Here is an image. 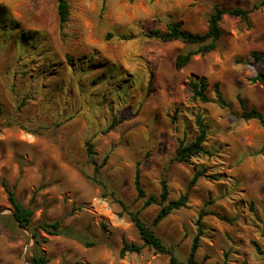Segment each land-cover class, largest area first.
Here are the masks:
<instances>
[{
    "label": "rangeland",
    "instance_id": "374dc122",
    "mask_svg": "<svg viewBox=\"0 0 264 264\" xmlns=\"http://www.w3.org/2000/svg\"><path fill=\"white\" fill-rule=\"evenodd\" d=\"M259 1L68 0L60 27L55 0H0L15 21L11 32L0 29V182L33 208V224L59 219L93 243L40 231L45 264H169L167 253L149 247L119 256L122 240L141 243L129 212L186 262L200 211L207 214L197 264H264V128L238 116V98L264 113V87L250 81L264 72V5L250 13V26L223 15L217 47L180 69L177 54L197 45L147 36L178 20L203 32L214 3L250 8ZM20 31L36 39L24 45ZM200 76L207 102L191 99L188 81ZM196 114L214 154L178 162L175 148L194 137ZM136 168L145 196L158 197L164 178L168 198L186 192L187 206L152 225L160 205L144 207L136 196ZM201 169L208 176L189 188ZM11 211L0 183V264H32L31 233Z\"/></svg>",
    "mask_w": 264,
    "mask_h": 264
},
{
    "label": "trees",
    "instance_id": "16d2710c",
    "mask_svg": "<svg viewBox=\"0 0 264 264\" xmlns=\"http://www.w3.org/2000/svg\"><path fill=\"white\" fill-rule=\"evenodd\" d=\"M264 5V0L259 1L258 3L253 4L250 8H241V7H223L218 3H214L212 11L209 14L207 19V26L203 32H190L183 28V23L181 21H172L167 24L165 30L152 29L147 33L148 37L162 39L164 41L180 40L186 44H196L197 48L194 50H189L185 53H179L175 57L174 67L176 69L182 68L185 64L189 62L192 55L195 54H205L214 50L219 42V39L222 34V29L220 27V22L223 15L235 16L244 21L247 26H250L249 18L250 13L254 10L259 9ZM69 3L68 0H55V11L57 15L58 22L60 27L65 24L69 17ZM8 18V21H5V18ZM15 21L9 18V13L0 5V29L10 30L14 29ZM16 29V28H15ZM18 37L21 43L24 45L32 44L34 36L27 31H20ZM47 50L41 52V57H44ZM256 59L259 58V55L256 51L251 52ZM251 82H256L261 84L264 87V72L257 71L254 76L250 78ZM188 86L191 92V99L193 101L207 102L209 100L207 90V83L204 76H200L197 79H191L188 81ZM213 90L215 93L216 100L220 106L226 105V100L224 99L222 92L219 88V84L215 82L213 84ZM238 103L240 106V112L238 116L243 120L254 119L258 121L261 127L264 128V113L256 108H247L242 99L238 98ZM195 125L196 133L190 141L179 140L178 145L175 148L174 160L178 162H188L192 157L204 155L210 156L214 152L205 147V140L207 136V127L204 123L202 116L199 114L195 115ZM86 152L88 154L93 153L92 143L87 141L85 143ZM264 147V144H263ZM201 176H208L206 170H196L193 172L188 186L191 188L197 179ZM1 186L4 188L7 200L12 207L11 218L17 225L21 228H28L31 237L33 239L32 254H31V263L32 264H45L48 261V257L41 254L38 246L41 242H45L46 239L41 236L40 231H43L49 235H63L68 238H72L82 243L85 246H90L93 243L88 240V237L84 235H79L72 227H63L59 219L49 220L43 218L36 224H33L32 217L34 210L30 206H25L20 200L15 196V191L12 186H10L7 181L2 178ZM160 191L158 197L155 196H145L144 190L141 186L139 178V170L136 168L134 175V187L136 191V196L138 198L144 199L143 206H148L150 204H159L160 207L157 210L156 214L152 218V225H156L159 221L164 219L168 214L173 210L184 208L188 203L187 193L180 194L176 199L168 198V186L166 180L162 178L160 180ZM130 220L135 226L141 243L136 242H127L122 240L121 247L119 249V256H124L128 252H140L143 247H149L157 253H167L169 255V264H197L194 260L195 252L198 247V240L202 234V218L207 213L200 211L197 214L195 219V235L191 241L189 253L186 258V262L179 261L177 257L173 254L172 250L167 248L160 237H158L151 227L145 223V221L139 216L138 212H129ZM216 216H219L221 219H226L224 216H220L216 213H213ZM102 228L105 229V225H102ZM257 250H260L256 244H254ZM264 253V250L261 251Z\"/></svg>",
    "mask_w": 264,
    "mask_h": 264
}]
</instances>
